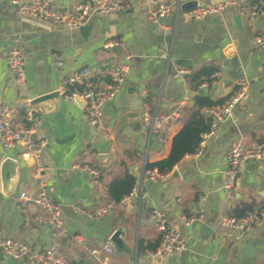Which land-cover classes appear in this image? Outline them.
I'll list each match as a JSON object with an SVG mask.
<instances>
[{
	"label": "crops",
	"instance_id": "1",
	"mask_svg": "<svg viewBox=\"0 0 264 264\" xmlns=\"http://www.w3.org/2000/svg\"><path fill=\"white\" fill-rule=\"evenodd\" d=\"M78 1L50 0L49 5L64 12ZM122 1L128 4L126 10L108 14H100L92 4L82 25L69 26L18 15L7 0H0V99L19 108L14 124L31 125L27 117L31 98L59 91L58 99H48L46 110L36 108L32 137L49 140L43 161L49 172V192L62 206L67 234L61 243L69 264H82L80 259L102 264L90 250H101L117 231L120 244L114 241L116 247L106 264H264V218L241 240L219 234L216 227L223 215L243 217L255 207H264V163L252 160L241 167L232 197L223 188L228 146L240 137L255 145L264 136V49L257 48L255 40L264 31V13L250 18L241 14L239 4H229L201 18L186 20L174 12L153 21L141 0ZM198 1L201 6L224 0ZM249 2L264 9V0ZM108 38L123 42L131 57L124 58L122 46L105 49ZM15 41L25 59L23 83L15 80L7 63ZM164 46L168 48L166 58L160 56ZM115 57L123 58L130 68L123 90L105 107L109 133L100 135L86 121L83 102L66 99L60 88L64 77L82 69L89 70L86 83L74 87L105 88ZM182 58L191 61V73L176 78L173 72ZM211 67L217 68L214 80L213 73L210 81L204 75L196 78L198 71ZM240 88L245 94L233 117L221 124L200 156L188 154L176 163L179 175L175 180H168L174 168L160 180L146 176L147 162L169 155L174 135L197 108L195 95L226 101ZM145 101L154 111L179 114L166 142L156 141L142 122ZM8 156L18 161L17 181L10 194L4 192L2 177ZM78 163L99 169L100 183H94ZM126 169L136 177L135 195L98 219L76 209L81 205L93 211L110 202L107 185ZM34 190V169L22 156V147L4 148L0 140V229L4 236L42 250L51 245V226L37 220L39 207L19 198L21 192ZM155 208L165 212L170 226L181 230L186 238L184 249L165 257L149 255L161 240L152 217ZM198 212L206 217L191 233L186 219ZM202 223L214 226L212 233L203 236ZM0 264L26 261L1 251Z\"/></svg>",
	"mask_w": 264,
	"mask_h": 264
},
{
	"label": "built area",
	"instance_id": "2",
	"mask_svg": "<svg viewBox=\"0 0 264 264\" xmlns=\"http://www.w3.org/2000/svg\"><path fill=\"white\" fill-rule=\"evenodd\" d=\"M14 8L15 13L21 16H34L52 23H62L69 26H80L87 19L92 4L97 5L100 14H108L113 11H124L128 4L122 0H79L70 10L61 12L54 11L50 8V0H7ZM148 7L146 13L153 21L165 18L174 12L181 13L184 19L201 18L206 15L214 14L224 9L229 4H239L242 15H248L255 18L264 13V9L259 5L250 3L249 0H224L218 3L201 5L191 11H182L180 2H162L159 0H141ZM257 48L264 49V31L255 35ZM122 46L125 49L124 58L129 59L131 54L127 46L115 39L108 38L105 40L103 47L109 49L113 46ZM168 48H160V56L167 57ZM7 63L15 80L23 83L25 80V59L23 51L19 45H12L7 56ZM129 64L123 58L115 57L110 70L111 81L105 88L84 87L82 89L74 87L76 84H85L89 75L88 69H82L78 72L71 73L64 77L63 86L60 88L62 95L68 100H80L83 102L84 114L86 121L95 128L100 135H108L109 130L105 122V107L115 99L123 90ZM97 71H100L98 69ZM189 66L179 65L173 72L174 77H183L190 74ZM217 72L212 74L213 80ZM245 89H236L229 98L222 104L205 106L201 112L209 117L210 123L206 131L202 133L199 146L191 154L198 157L202 154L208 140L213 137L219 130L222 123L233 117L236 105L242 100ZM142 98L147 97V92H142ZM28 120L31 125L16 126L14 117L18 113L17 105L4 102L0 99V140L4 148L22 147V156L30 161L34 169L35 190L23 191L19 198L27 202L28 205L39 207L41 212L37 220L42 224L51 226V245L42 250L32 249L29 244L16 237L4 236L0 229V247L6 254L14 259H24L26 264H69L66 254L61 243V237L67 234L64 225L62 206L50 194L48 189L49 172L48 167L43 161V152L49 144L46 138L37 139L32 137L36 126V107L30 105L28 101ZM179 120V114L176 111H154L151 105L145 101L142 110V122L150 127L151 135L159 143L166 142L169 138L170 127ZM227 169L223 188L228 197H232L234 189L238 184L241 167L248 161H257L264 163V136L255 145H248L245 137H240L233 141L227 148ZM88 171L94 183L99 184L101 181L100 170L83 164H75ZM145 174L152 180H160L166 177L167 173L159 172L156 168L145 169ZM137 192V184L131 191L122 198L120 202H126ZM115 203L110 201L96 210L90 211L81 205L76 209L86 216L94 219L105 216ZM152 217L156 221V227L161 232V240L156 249L149 251V255L165 257L186 246V238L180 229L169 225L165 212L155 208L152 211ZM205 214L198 212L187 217L186 225L193 222L205 220ZM264 218V207L253 208L246 216L238 217L236 215H223L219 218L217 230L219 234L228 235L236 240H241L253 230L256 222ZM78 239V237L76 236ZM116 245L109 236L101 250L91 249L95 259L106 264L109 255L114 251Z\"/></svg>",
	"mask_w": 264,
	"mask_h": 264
},
{
	"label": "trees",
	"instance_id": "3",
	"mask_svg": "<svg viewBox=\"0 0 264 264\" xmlns=\"http://www.w3.org/2000/svg\"><path fill=\"white\" fill-rule=\"evenodd\" d=\"M215 71H217L216 67L203 68L196 73V78L204 75L210 81V75ZM194 100L197 108L190 112L181 129L174 135L169 155L155 162H147L146 169L156 168L159 172L168 173L178 161L185 155L192 154L199 146L202 133L208 129L211 120L201 112V109L205 106L222 104L224 100H213L209 96L199 94L195 95ZM135 184L136 177L126 169L122 175L113 178L108 183L107 194L110 201L115 204L120 203ZM157 246H152V249H156Z\"/></svg>",
	"mask_w": 264,
	"mask_h": 264
},
{
	"label": "water",
	"instance_id": "4",
	"mask_svg": "<svg viewBox=\"0 0 264 264\" xmlns=\"http://www.w3.org/2000/svg\"><path fill=\"white\" fill-rule=\"evenodd\" d=\"M179 1L181 3L180 9L182 11H191L200 5L198 0H179ZM258 20H260V19L258 18ZM177 63L179 65H182V66L192 65L190 60L184 59V58L179 59ZM50 98L52 100H55V98L58 99L59 98V91H54V92H51L49 94H44V95H40V96L31 98L30 99V105L33 107H36V108H40L42 110H46V107L44 105L46 104V102ZM76 101L80 102V100H76ZM101 156H103V154H101ZM178 175H179L178 169L174 168L168 180L169 181L175 180L178 177ZM17 176H18V161L16 159L8 156L2 164L3 188H4V192L6 194H10L13 191L15 184H16V181H17ZM197 224H198V222H193L192 224L188 225V229L191 233ZM199 230H200V233H203V236H206L207 234L212 233V231L214 230V226H209L206 223H202L199 226ZM118 235H119V232L118 231L115 232L112 235V239H113V241H116L118 244H120V240H119ZM61 239L65 240V235H63L61 237ZM1 251L4 252L2 247H0V252ZM79 262L82 264L87 263L86 260H84V259H80Z\"/></svg>",
	"mask_w": 264,
	"mask_h": 264
}]
</instances>
